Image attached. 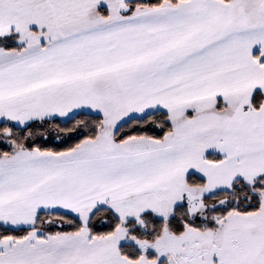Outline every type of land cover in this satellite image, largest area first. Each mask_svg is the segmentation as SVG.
Listing matches in <instances>:
<instances>
[{"label": "snow or ice", "instance_id": "1", "mask_svg": "<svg viewBox=\"0 0 264 264\" xmlns=\"http://www.w3.org/2000/svg\"><path fill=\"white\" fill-rule=\"evenodd\" d=\"M0 264H264V0H0Z\"/></svg>", "mask_w": 264, "mask_h": 264}]
</instances>
